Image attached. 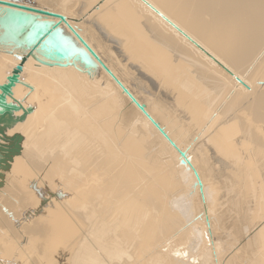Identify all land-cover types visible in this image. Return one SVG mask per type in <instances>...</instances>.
Here are the masks:
<instances>
[{
	"label": "bare ground",
	"instance_id": "bare-ground-1",
	"mask_svg": "<svg viewBox=\"0 0 264 264\" xmlns=\"http://www.w3.org/2000/svg\"><path fill=\"white\" fill-rule=\"evenodd\" d=\"M132 1L136 4L134 5V7L136 6L135 8L139 7L143 11L144 16H142V18L148 30L155 35L154 37L156 40L169 47L174 52V56L176 58L187 60L189 64L186 66L193 69L198 68L201 72H197L203 73L205 76L209 75V77L213 80V77L215 76H213L209 70L204 69L205 65L212 67L215 70L216 75H220L221 77L220 79L222 83L219 81L218 85L227 86L225 89L228 91L231 87H234V89L236 87L237 90L244 91L247 96L250 97L246 106L240 110L239 113L235 114L234 117L228 120V122H225L224 124L227 125L221 128L223 133L226 134L227 140L223 138H211L210 144L222 157V161H220L221 164L223 163L225 166L227 165V168H229L232 166L231 164L233 163V160L237 158L239 164L241 163L239 168L240 171L238 172L237 170L238 176L239 174L242 176L241 172H245L248 176L250 175V180L252 181L254 179L255 183H259L264 191V75H262L260 71V67L264 61V0H145L159 13L171 21L185 35L192 39V41H194L198 46L189 41L185 35L180 33L167 21L161 18L142 0ZM133 15L136 18V14L133 13ZM128 42L131 43L132 41L129 40ZM77 44L78 42L76 45ZM78 45H80V47L82 46L81 44ZM89 46L93 49L90 44ZM151 47L153 51H157L156 47ZM140 49L141 47L139 50ZM1 50L4 54L2 58H4L5 62H2V58H0V68L2 69L5 67L9 71L4 72V82L0 84V96L2 95L1 87L8 83L9 78L13 74V70L21 62L22 57L26 53V51L23 50V52H21L23 56L18 58L17 61H14L13 57L8 56L4 49ZM161 56L164 57V53H161ZM101 60L109 71L105 70L98 62L96 63L108 76V79L113 82L112 87L115 89V92L118 89L119 91L125 93L128 99H132V101L135 102L134 106L136 109L143 115L147 114V116L151 118L149 119L144 115L149 121L145 122L146 125H150V127L156 126L157 138H160L161 141L166 143L170 147L172 153L181 154V152H183L181 147L176 144L175 141L166 132H164L159 125L152 123L153 119L148 114V111L146 109L143 111L139 107L140 105L142 106L141 102L127 88L118 75L109 67V65L102 58ZM6 61L11 65L10 68L7 67ZM164 61H166V59H164ZM34 62L35 60L33 58L28 60L19 77V81L12 88L11 94L5 96L3 102L0 104V138L2 137V132L4 134H15L16 132H22L28 128L25 120L23 121L22 119L15 118V114H10L8 117H5L4 114H2L5 110H7L5 108L18 107L17 103L21 98H24L25 100L23 103L24 111L28 114H35L36 112L38 120L40 121L38 127L34 129V131L33 127L28 128L25 134L27 139H23L26 144L23 143L24 141L20 142V144H23L21 147L23 146L22 148L24 149L28 148L25 145L33 143L29 140H32L34 136H38L39 132L43 129V132H46L45 134L41 132L44 136L39 140L37 139L38 141L35 142L36 145L34 144L35 148H30L32 151H36V153L41 155L40 160L36 157H30L31 154L28 156L24 153L23 157H17V154H15V163L12 161L14 163L12 165L14 166L13 174L15 172L18 175L15 185L17 186V190L22 193V197H24L22 201L20 200L22 205L21 211L23 212L22 215L23 217H26L27 221L31 222L30 225L19 227V232H23L22 239L25 237L23 239L26 243L25 246L29 244V248L36 250L38 253L37 260L43 264H56V262L57 264H63V262L66 263L65 256L67 257L73 252V255H77L76 257L79 261H84L83 264H109L112 258H121V260H123L122 258H125L129 252L134 251V254L137 255L138 249L142 246H144L147 251L152 253L154 250L160 248V246H158L159 243L149 244L154 239L153 232L151 231L153 228L150 227V223L151 221L155 223V219L159 216L153 215L150 209L146 210L144 207L145 205L156 207L159 210L158 214L161 215L159 218L167 223V228L169 230L168 233H172L171 235H174L175 238L177 236L174 242L175 245H169L168 247L185 244L188 239H185L181 234L186 224L190 222L191 219H194L196 216V210L201 213V211L205 212L207 208H209L205 196V205H203L200 199H194L192 203H190L189 200H186L182 188L177 189L180 187L177 180L174 181V179H172L175 178V169L171 167L164 168L162 172L158 173L159 182L157 183L170 188L169 192L172 195L169 194V196L173 200L171 205H169L168 195H166V199L162 197V193L164 192L163 189L158 187L156 182L150 183L145 177H142L133 166L127 165L126 167H122L121 170L114 171L120 163L129 162L127 155H125L124 152L129 153L130 156L138 152V149L134 147V144L132 143L133 141L130 138H127V140L120 146L117 145L116 140L111 136L113 133H110L107 130L109 122L104 125L100 124L99 119L103 115H107L112 112L114 109L108 108L105 112H103L101 106L95 103V98L81 101L78 98V94H74L70 87H67L64 83L65 78H67L66 83L70 80L67 72L60 70L52 73L45 70V65ZM34 66L43 68L36 69ZM124 72L134 85L136 91L144 93L141 84L137 82L136 78H134L128 70L125 69ZM117 81L120 82L121 85ZM191 88L194 87L191 86ZM210 98L207 100V106L208 104L214 103L212 102L213 98L211 99L212 101ZM209 100L211 103H209ZM5 101L8 102L4 103ZM54 102H56L55 111L53 110ZM90 103L93 105L90 106ZM173 104L175 105V109H177L178 105L176 103ZM2 105H5V108H3ZM29 107H33L34 112L29 111ZM51 110L53 111L51 112ZM12 112L21 114L18 110ZM76 114H78L80 118H78ZM134 115L135 111L133 108H129L126 104L123 105L120 127L124 125L126 128H131L134 125ZM114 119L110 122L113 123ZM75 126L79 129L75 128ZM235 136H239L240 139L238 142L237 140L234 141L237 142L236 144L231 142ZM5 137L3 136L4 139H2L5 140ZM65 138L67 139L65 142L67 143L66 155H68V157L65 159L66 156L61 155V157L65 156L63 164L61 163V158L59 159L57 157L59 156V153L58 155L56 154L57 156L55 157L61 162L54 160L51 157L53 154L51 156L48 154L47 156L48 152L45 153L43 151L47 146H51L53 141V145L59 140V145H66V143H61V140L63 139L64 141ZM12 139L13 138L10 140ZM95 139L100 140V142L105 146V149L103 150L105 153L103 156H105V160L108 163L106 166L99 167L91 163L94 155H92L93 151L89 149L91 148L90 144H92V140ZM1 141L2 140L0 139V142ZM9 142L11 143L12 141ZM173 143L175 145H172ZM6 145L9 146V144H5V146ZM30 149H27V151ZM5 158L6 157L3 158L4 161L6 160ZM130 160L132 159L130 158ZM244 162H246V164H244ZM203 163L204 164L200 165V168L205 170V164H208L206 169L208 174H211L210 177L213 176L214 179H218V171L215 163H210L208 158H206ZM44 164H49L50 168L46 169V171L42 174L39 170L40 168L43 169L42 167ZM185 164L187 168V175L192 177L193 182L199 188L202 186L201 191H203V194L205 189L207 194H210L215 188L211 184L205 183V180L198 171L199 165L194 160L187 157H185ZM2 165L4 166V164ZM169 169L173 172L169 171ZM5 171H7V169H5ZM233 174H235L234 171ZM235 176H237V174H235ZM1 177L3 178V176ZM124 177H128L127 180L124 181L126 185L123 189H118L117 185L120 181H123ZM51 179L54 181L57 180L60 185H58L57 188L53 187L52 189H49L50 185H52H49V181ZM4 183L6 182H3V184ZM142 184L151 190V194L144 189L140 191L138 196L134 195L133 187L140 186ZM100 185H102V188H99ZM242 185V187H245L243 181ZM90 187L91 189L97 188L96 192H100L99 196L103 194V196L99 197V199L104 204L103 207L105 208L102 209L105 212L103 210L101 211L105 213V215L109 212L107 216L110 217V219L108 217L105 218L112 222V229L116 230V232H112L113 236L108 238V240L110 239L114 242L116 241L113 244L102 241L105 237L104 234L107 233H103L104 228L109 224L107 225L105 222L106 226L104 227L102 222L101 224L98 222L95 223V221H97L96 217H94L95 212L93 213L87 209V198H90L93 194V192H91L88 196V190ZM0 190H2V187ZM7 190L9 191L8 188ZM8 193H10L11 196L15 195V193L10 191ZM19 194L16 195L19 196ZM53 194L55 198L53 197ZM96 195L98 194L96 193ZM5 196H7V194ZM223 197H225L224 193H222L219 197V200ZM96 198L97 197L94 199L96 200ZM90 201L91 200H89V202ZM18 202L19 201H17V203ZM96 202L97 204L100 203H98V201ZM6 205L11 208H15V204L14 202H11V200L6 202ZM182 205L183 208L185 207L187 210L185 219L181 218L184 217V214L181 213L179 216L178 213ZM17 206H19V203ZM96 207L97 205L95 204V208ZM119 210L123 211L122 214L125 216L127 214L130 215L127 222L121 224V226L118 225L117 220H114L120 214ZM209 210L212 211V208L207 210L208 213L205 212L206 230L203 231V236L208 239L205 238V242L202 246L203 249L201 250V252L206 254V256L202 262H194L193 264H212L211 261L216 258V255L217 257L220 256L219 250L221 248L219 249L218 247L220 243L217 245L215 244V232L211 231L210 234L207 228L209 225L212 226V224H209L211 221ZM8 211L9 209L5 212L7 213ZM97 211L98 210L96 209V212ZM35 212L37 217H35V215L32 216ZM135 212L137 213L134 214ZM101 215L104 216L103 214ZM102 216L101 219L103 218ZM225 218H227V216ZM13 219H15V216L12 220ZM17 219L19 218H16V221ZM20 219H22V217ZM13 221H11L10 218L8 219L3 211L0 210V235L3 234V231H8L12 235L15 233L14 227H12ZM27 221L25 223H27ZM224 221H226V219ZM23 222L24 221H21L22 225L25 224ZM90 222H93L92 224H94V227L90 226ZM164 222L159 231L161 234L165 235L164 238H168V240H170L171 235H166L168 233L165 232ZM217 222H215V224ZM16 223L18 225V222H15L14 224ZM219 224L221 225V222H219ZM130 225H132L135 229L134 233H128L125 231V227ZM145 227L147 228L146 232H141V229H144ZM225 227H223L224 231H226ZM120 228L122 230H120ZM110 229L108 230L110 231ZM112 229L111 231H113ZM108 230L106 229V231ZM230 231L232 232L233 230L231 229ZM89 233L93 237L89 235ZM139 235H141V237H139ZM233 235L235 234L233 233ZM14 237H16V234ZM106 237L105 240H107ZM232 237L235 236L228 237V239L230 240ZM236 238L239 240L238 236ZM232 240L230 241L232 242ZM243 242L245 241L243 240ZM80 243L81 246L79 245ZM232 243H230V246L233 245ZM164 244L165 243H163L162 246H164ZM152 246H155V248ZM219 246L221 247V244ZM83 247L84 249L82 250ZM127 247H130L129 250L132 251H127L125 249ZM212 247H216V250ZM225 247L226 246L223 247L222 244V248ZM214 251H216V253ZM226 252L228 253L229 251L227 250ZM70 256H72V254ZM70 256L68 258H70ZM236 257L240 258L237 254ZM140 258L141 257H139V259ZM70 259L73 260L72 257ZM70 259L68 260L70 261ZM126 259L123 260V262H128V259ZM130 259L132 260V257ZM155 259L161 258L157 255ZM222 259L224 258L221 257V260ZM113 261H111V264H115ZM76 263L78 264V260ZM117 264H119V262Z\"/></svg>",
	"mask_w": 264,
	"mask_h": 264
},
{
	"label": "rangeland",
	"instance_id": "rangeland-1",
	"mask_svg": "<svg viewBox=\"0 0 264 264\" xmlns=\"http://www.w3.org/2000/svg\"><path fill=\"white\" fill-rule=\"evenodd\" d=\"M33 1L38 5L46 7V10L49 9V11L51 12L58 13L67 17L69 23L93 47L96 53L109 65V67L118 75V77L127 86V88L141 102L142 106L145 107V109L148 111V114L152 117V123L159 125L160 128H162V130L166 132L175 141V143L181 147L186 157L190 158L191 160H194L199 165L198 171L205 180V183L211 184L215 189H213L210 194H207L205 189L203 194V191H201L202 186L199 188L193 182L192 177L187 175L185 158L183 161L181 154L172 153L170 147L166 143L161 141L160 138H157L156 126L150 127V125L145 124V122H149L145 118L147 114H144V116L140 111H138L134 106L135 102L132 101V99H128L125 93L119 91L118 89L115 92V89L112 87L113 82L108 79V76L99 68L98 64L95 66V69H88V67L81 61L73 62L72 60L70 62H73V65H69L67 67L44 66L45 70H48L52 73L58 72L60 70L67 72V75L69 76L70 80L66 83L67 78H65L64 83L67 85V87H70L71 91H73L74 94H78V98L81 101H85L90 98H95V103L101 106L103 112H105L108 108L114 109L112 112L108 113L107 115H103L99 119L100 124L104 125L105 123L109 122L107 130L110 133H113V135L111 136L114 137L117 142V145L120 146L127 140V138H130L133 141L132 143L134 144V147L138 149V152L132 156H130L129 153H125L123 151L124 154L127 155V159L129 162L120 163L114 171L121 170L122 167L130 165L133 166L135 170L142 177H145L150 183L156 182L157 184L159 182L158 173L162 172V170L167 167L174 168L175 178L172 179H174V181L177 180V183L180 186L177 189L182 188L183 193L185 195V199L189 200L190 203H192L194 199H200L203 205H205V196L206 201L208 202L207 205H209V208H207V210L212 208V211L209 210V215L211 216V221L209 222V224H212V226L209 225L207 228L210 234L211 231L215 232V244H221V247L219 246L220 244L218 245L219 249H224L223 251L221 249L219 250L220 258L216 255V258H214L215 260L213 259L214 261H211L212 264H222V262L223 264H237L238 262V264H264V191L261 185L257 182L255 183L254 179L251 181L250 175L248 176L245 172H241L242 176H240V174L238 176L241 163L239 164L237 158H235L234 160L232 159L233 163L231 164L232 166H230L229 168H227V165L225 166L223 163L221 164L220 161H222V157L220 156V154L217 153V150H215L210 144L211 138H223L227 140V136L223 133L221 128L227 125L224 124L225 122H228V120L234 117L235 114L239 113V111L246 106V103H248L250 97H248L244 91L237 90L236 87L234 89V87L232 88L230 86L231 88L228 91L227 89H225L227 86L218 85L219 81L220 83H222L220 79L221 77L220 75H216L215 70L212 67H208L205 65L204 69L209 70L211 74L216 77H213V80L209 77V75H206V77L205 74L200 73L201 70H199L198 68H196L198 69L196 70L189 66H186L187 64H189L187 60L176 58L174 56V52L169 47L156 40V38L154 37L155 35L148 30L142 18V16H144L143 11L139 7L135 8L136 6L134 7V5L136 4H134L132 0ZM133 13L136 14V18L134 17ZM68 32L69 31L67 29L63 31V33L67 37H69ZM129 40H131L132 42H128ZM151 46L156 47L157 51H153ZM140 47L141 49L139 50ZM161 53H164V57L161 56ZM3 55L4 54L0 49V58H2ZM7 55L13 57L14 61H17L18 58H21L23 56V54L18 55V57L9 54ZM39 57L41 58V56ZM164 59H166V61H164ZM2 62H5L4 58H2ZM34 63L40 64L36 60ZM7 67H11L8 62ZM34 67L36 69L43 68L39 66ZM125 69L128 70L130 74L134 78H136L137 82L141 84L144 93L136 91L134 85L131 83V81L125 74ZM5 71L9 70L5 67L2 69L0 68V84L4 82ZM260 71L261 74L264 75V61L260 67ZM191 86L194 88H191ZM207 97H211L210 100L213 98V101H211L214 103H211V101L209 100V103L211 104H208L207 106V100L209 99ZM7 102L8 101H5L4 103ZM24 102V98H21L17 103L18 107H12L14 109L13 111L18 110V112H21V114H16L15 112L9 111L8 109H10V107H8L7 109L5 108V105H2V107L7 110H5L2 114H4L5 117H8L10 114H15V118L22 119L23 121L25 120L28 128L33 127L34 131V129H36L38 127V124L40 123V121L38 120V115L36 112L35 114H28L27 112H25L23 104ZM91 103L90 106L93 105ZM173 103H176L178 105L177 109H175V105ZM125 104L129 108H133L135 111L134 125L131 128H126L124 125L120 127L123 114V105ZM55 105L56 102L53 103L54 111ZM53 110H51V112ZM29 111L34 112V108L29 107ZM76 116L80 118L78 114H76ZM148 118L151 119L150 117ZM112 119H114L113 123L110 122ZM28 128L22 132H16L15 134H4L2 132V137L0 138L2 140L0 142V144H2L0 145V154H2L0 155L2 156L0 157V161L2 163L0 162V164H4V166L2 165V167L0 165V175L4 178L3 179L0 176V183H2L0 184V186L2 185V190H0L2 191L0 192V210L3 211V213L8 219L10 218L11 221L14 220L12 227H14L15 232L12 235L8 231H3V234L0 235V264H43L42 262L37 260V251L32 248H29V244L25 246L26 243L23 240L25 237L22 239L23 232H19V227L30 225L31 222L27 221L26 217H23L22 215L23 212L21 211L22 205L20 200L22 201L24 197H22V193L17 190V186L15 185L16 178L18 175L15 172L13 174L14 166L12 165L15 163L16 157L14 158L15 155H13V157H11L12 160L11 158L8 159L6 157L5 159H8L7 163L5 162L6 160L4 161L3 159L5 156L12 153V151L8 150H10V148H12L13 146L12 144L16 142H13L16 136H20L24 140L27 139V136L25 137V134ZM75 128L78 127L75 126ZM43 131L44 129L41 130L39 132V135L36 137L34 136L32 138L30 136L32 140L29 141L33 143L25 145L28 148L24 149L22 148L23 146L21 147V145L23 144H20L21 152L20 154H17V157H23V154L26 153L28 156L31 154L30 157H36L40 160L41 155L39 153H36V151H32L31 149L33 147L35 148V142H37L41 137L44 136L43 134H45L46 132L44 133ZM3 136H6L5 140H3ZM9 138L13 139L10 140ZM63 139L61 140V143H66L65 141L67 139L65 138L64 141ZM236 140L237 142L240 141L239 136L233 137V141L231 142L233 143ZM9 141H12V144ZM53 142L51 143V146H47L43 152H48L47 156L48 154H50V156L53 154L51 157L54 160H58L57 162H61L59 161V159L61 158V163L64 164L63 160L65 156V159H67L68 157V155H66L67 143L66 145L62 144L61 146L58 143L60 142V140L55 143L57 145H53ZM237 142L234 143L236 144ZM23 143H25V141ZM91 143V148L89 150L93 151L92 155H94L91 160V163L99 167L106 166L108 163L105 160V156H103V154L105 153L103 151L105 149V146L98 139L92 140ZM5 144H9V146H5ZM5 147L9 148L6 149ZM27 149H30L32 152L30 150V152L27 151ZM58 153L60 157L57 156ZM61 155L65 156L61 157ZM55 156H57L59 159ZM130 158L132 160H130ZM206 158L210 160V163H215L218 171V179H214L213 176L210 177L211 174H208V171L206 170L208 164H205V170H202L200 168V165L204 164L203 162L206 160ZM244 164H246V162H244ZM4 168L7 169V171H5ZM42 168L43 169L40 168L39 172L43 174L46 169L50 168V166L49 164H44ZM4 171L6 172V174ZM169 171L173 172L171 169H169ZM233 171L235 174H237V176L233 174ZM127 178L128 177H124L123 181H120V183L117 185L118 189H123L125 187L126 184L124 183V181L127 180ZM2 180L3 182H6L4 183L5 185L3 184ZM242 181L245 187H242ZM49 185V189H52L53 187L57 188L60 183L57 180L54 181L51 179L49 181ZM101 186L102 185H100L99 188H102ZM157 186L163 189V198L166 199V195H172L169 192L170 188L162 186L161 184H157ZM7 188L10 192L15 193V195L11 196V194L8 193L9 191L7 190ZM96 189H91L90 187V189L88 190V196L91 194V192H93V194L92 196H90V198H87L88 203H86V205L89 211L93 213L95 212L94 217H96L97 220H94L95 223L98 222L99 224H101L102 222L104 227L106 226L105 222L107 223V225H110H108L109 227L106 226L108 228L105 227L103 231V233L107 232L104 235L105 237L107 236L106 239L108 240L110 236H113L112 232H116V230L112 229V222L109 220L110 217L107 216L109 212H107L105 215V213L101 211L103 210L102 208H105L103 207L104 204L99 199V197L103 196V194L99 196L100 192H96ZM144 189L147 190L149 194H151V190H149L147 186L142 184L140 186L133 187L134 195L138 196L140 191ZM94 191L98 195H96ZM222 193L225 194V197L219 200V197L222 195ZM6 194L7 196H5ZM16 194H19V196ZM94 196L97 197L96 200L94 199ZM53 197L55 198L54 194ZM11 198H14L15 200H12ZM10 200L11 202H14L15 208H11L6 205V202H9ZM89 200H91L92 202H89ZM17 201H19V206H17ZM96 201L100 203L97 204ZM168 201L169 205H171L173 202L170 196ZM92 203L94 204V206ZM95 204L97 205L96 208ZM183 205L182 207H180L178 213L179 216L181 213L184 214V217L181 218L185 219L187 210L185 209V207L183 208ZM4 206L9 209L7 213L5 212L7 211V209ZM144 207L146 208V210L150 209L153 215L161 217V215L158 214L159 210L156 207H151L149 205H145ZM96 209L100 211L96 212ZM207 210L205 211L206 213H208ZM119 212L120 214L114 220H117L118 225L121 226V224L127 222L130 215H123V211L121 210H119ZM205 212L201 211L200 213L196 210V216L194 217V219H191L190 222L186 224L181 234L185 239H188L185 244H180L174 247H168L169 245H175L174 242L177 236L175 238L174 235H171L172 233H168L169 230L167 228V223L157 217L155 219V223H153L152 221L150 223V227L153 228L151 231L153 232L154 239L149 244L151 245L152 243H159L158 246H160V248L150 253L145 249L144 246H142L138 249L136 255L134 254V251L129 250L130 247H127L125 249L127 251L129 250L132 252H129V254H127L126 257L122 259H128V257L130 256L129 259L132 257V260L128 259V262H123L121 258H112L109 264H111V261L113 260L115 264H117L118 262L119 264H193L194 262H202L206 256V254L201 252V250L203 249V243L205 242L206 238L205 236H203V231L206 230ZM136 213L137 212H135L134 214ZM101 214H103L104 216H102ZM33 215L37 217L36 212L32 214V216ZM10 216L12 218H14L15 216V219L12 220ZM101 216L104 219H101ZM223 216L224 218L227 216V218H225L226 221H224L225 219L223 218ZM21 217L22 219H20ZM105 217H108L109 219L107 220ZM16 218L20 219V224L19 219H17L16 221ZM25 220L27 221V223H25ZM21 221H24L23 223L25 224L22 225ZM15 222H18L19 226L17 225V223L14 224ZM93 222H90V226L92 227H94V224H92ZM163 222L166 230L165 232L168 233L166 235H171L170 240H168V238H164L165 235L161 234L159 231L163 226ZM215 222L217 223L215 224ZM219 222H221V225L219 224ZM215 225H217L219 228ZM223 227H225L226 231L223 230ZM110 228L113 231H111ZM106 229H110L111 233L109 230L106 231ZM231 229L233 230L232 232L230 231ZM120 230L122 229L120 228ZM146 230L147 228L145 227L144 229H141V232L145 233ZM125 231H127L128 233H134L135 229L132 225H130L128 227H125ZM236 231H239L238 234ZM222 232H226L225 235ZM108 233L111 235H109ZM233 233L235 235H233ZM15 234L16 237H14ZM89 235L91 234L89 233ZM231 236H235L232 237L233 240L230 238L233 243L228 239V237ZM237 236L239 237V240H237ZM105 237L102 239V241L110 242L111 244L116 242L110 239L107 241L105 240ZM139 237H141V235H139ZM216 238L218 241L216 240ZM243 240L245 242H243ZM81 243L79 244L80 246ZM163 243H165L164 246H162ZM230 243H232L233 245L230 246ZM222 244L223 247L226 246L225 248L227 249L222 248ZM22 245L25 247H23ZM152 247L155 248V246ZM212 248L216 250V247ZM83 249L84 247L82 248V250ZM227 250L229 251L228 253L226 252ZM214 252L216 253V251ZM71 254L72 256H70ZM71 254L69 256L70 258L72 257L73 260L68 258L69 256H65L66 260L65 258L64 260L66 263L63 262V264H77V260L78 264H80V262L81 264H83L84 261H79V259H77L76 257L77 255H73L74 252ZM236 254L237 256H240V258L238 257L240 260L236 257ZM157 255L161 259H155ZM139 257L141 258L139 259ZM221 257L224 259L221 260ZM68 259H70V261Z\"/></svg>",
	"mask_w": 264,
	"mask_h": 264
},
{
	"label": "water",
	"instance_id": "water-1",
	"mask_svg": "<svg viewBox=\"0 0 264 264\" xmlns=\"http://www.w3.org/2000/svg\"><path fill=\"white\" fill-rule=\"evenodd\" d=\"M142 1L171 26L185 35L149 3L145 0ZM46 9V7L34 3L33 0H0V48L4 49L5 53L15 57H18L23 50L26 51L21 62L13 70L8 83L1 87L0 104L5 96L11 94L12 88L19 81L25 64L31 58L47 67H67L73 65L72 63L75 61H81L88 69H95L96 62H98L105 70L109 71L100 56L69 23L67 17ZM66 29L69 31V37L62 33ZM185 36L189 41L195 43L187 35ZM76 42L82 46L76 45ZM195 45L197 44L195 43ZM118 83L121 85L120 82ZM139 107L145 111L144 106L140 105ZM10 109L11 111L14 110L12 107ZM10 109L8 110L10 111ZM14 141H17V143H14L12 148L8 150L12 153L5 156L7 158L21 152L20 142L23 141V138L16 136ZM181 157L184 161L186 157L184 152H181ZM5 162H7V159Z\"/></svg>",
	"mask_w": 264,
	"mask_h": 264
}]
</instances>
